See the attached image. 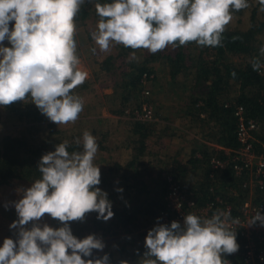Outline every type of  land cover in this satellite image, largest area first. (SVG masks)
Returning <instances> with one entry per match:
<instances>
[{"label": "clouds", "instance_id": "obj_1", "mask_svg": "<svg viewBox=\"0 0 264 264\" xmlns=\"http://www.w3.org/2000/svg\"><path fill=\"white\" fill-rule=\"evenodd\" d=\"M85 0H0V106L30 98L42 114L57 125L75 123L83 111L82 98L74 90L87 79L77 55L76 17ZM264 12V0H258ZM248 0H111L96 3L99 17L90 35L101 52L113 44L151 54L169 45L195 42L201 47L221 46L222 34L233 11L248 8ZM11 24V27H10ZM5 40L10 44L4 46ZM97 51L92 49L93 54ZM264 55V47L260 49ZM264 65L252 62L253 71ZM235 76V72L232 73ZM69 152L68 141L44 154L38 164L40 178L22 189V198L12 204L18 219L10 224L17 239L5 238L0 246V264H110L105 243L95 234L83 239L73 235L70 222L84 221L96 212L98 220L112 218V202L98 185L100 167L94 160L96 138L87 130ZM122 192L123 189H117ZM7 207V205H5ZM45 215L62 226L40 221ZM264 226L257 211L248 222ZM231 213L216 210L210 218L193 213L177 221L158 223L147 232L146 251L138 264H229L224 255L239 250V224ZM31 224V227H27ZM120 264H128L121 260Z\"/></svg>", "mask_w": 264, "mask_h": 264}, {"label": "rangeland", "instance_id": "obj_2", "mask_svg": "<svg viewBox=\"0 0 264 264\" xmlns=\"http://www.w3.org/2000/svg\"><path fill=\"white\" fill-rule=\"evenodd\" d=\"M88 1L85 0L84 4ZM248 4V8L233 11V18L226 29L247 32L252 26L251 18L254 11L258 22L264 19V12L260 11L258 0H248ZM97 22L98 19L94 17L84 22L76 21L77 55L81 61L80 67L87 72L85 82L88 86L82 90L75 89L74 94L82 98L83 111L75 123L67 125L55 123L53 130L61 133V137L66 140H72L74 144L77 138H81L83 132L87 130L96 138L97 144L100 143L94 160L101 172L102 183L98 187L108 194L112 209H127L134 214L137 209L150 210L148 205L156 199L160 200L157 206H161L165 197H161L160 192L164 188V180L169 179L168 169L177 177L175 180L170 179L177 183L186 198L197 201L198 197L193 196L194 192L201 184L207 182L210 183V187L214 185L210 194H208L209 189L207 190V195L215 198L214 191L218 192L216 182L221 172L212 171L208 179L204 177L205 171L201 167L193 170L189 165V161L195 156H192L193 151L198 147L197 143L188 137L190 133L197 130L200 137L207 135L208 138H213L214 129L213 123H201L194 119L197 117L196 113L193 114L194 118L185 117L192 110L191 100L201 98V94L197 86L192 89L194 84L192 76L186 77V74L182 72L175 78L170 77V67L166 57L174 56L178 51L177 48L169 45L156 54H151L145 49H138L135 50L138 59L131 61L128 58L134 50L122 45L113 44L109 52H101L90 35L96 30ZM4 46L10 47L7 40ZM93 48L97 49L95 54L92 52ZM198 50V48L197 50L186 49L184 54L188 56L192 54V57H195L199 55ZM230 60L236 66L244 64L242 58H230ZM133 62H146L152 73L143 76L139 92L127 95L121 88L125 82L121 72H128ZM239 94V86L232 83L228 91L222 94L220 103L225 105L234 103V99ZM145 109L150 110L151 118L140 119V116H144ZM47 123L54 122L48 120ZM137 123H141L144 127L135 133L134 125ZM23 127L24 125L16 119L9 118L0 107V140L6 135L16 136ZM179 129L186 137L178 135ZM47 132L48 130L45 133ZM260 134H263V131ZM173 135L176 137L171 138ZM182 138L185 141H181ZM174 141L178 143L181 141L186 146L188 141L192 143L190 147L176 148ZM75 146L77 151L82 150V146L77 144ZM185 149L187 151H184ZM179 154L182 155L178 156ZM196 157L201 158V155L197 154ZM213 158H218V155H214ZM131 162L133 163L129 166ZM125 175H127V181L122 179ZM232 178L233 181L238 179L233 173ZM140 182L146 186L141 193L138 192V189H142V186H139ZM30 186L31 182L22 180H13L8 185H0V246L5 238L17 239L16 231L9 228L10 224L18 219L12 202L22 198L21 190ZM227 187L236 189L239 196L231 200L232 202L228 201L233 207H237L240 203V192L247 198H263V194L256 190L249 177L242 181H234ZM117 189H123V191L120 192ZM186 212L192 213L190 210ZM97 215L96 212L88 213L84 221L70 222V227L73 235L79 239L89 234H95L101 238L105 248L103 252L93 250V255L103 256L107 253L110 264H120L121 260H126L128 264H138L146 251L144 242L147 232L158 223L170 226L171 222L176 221L172 214L164 215L159 212L151 218V215L146 213L132 221L129 232H118L117 229L109 230L112 218L107 221L98 220ZM40 223H47L53 228L62 226L58 220L47 215ZM27 227L30 228L31 224Z\"/></svg>", "mask_w": 264, "mask_h": 264}, {"label": "trees", "instance_id": "obj_3", "mask_svg": "<svg viewBox=\"0 0 264 264\" xmlns=\"http://www.w3.org/2000/svg\"><path fill=\"white\" fill-rule=\"evenodd\" d=\"M98 2L105 3L111 2V0H89L87 4L81 6L76 21L84 22L93 17L99 19L95 10V4ZM259 7H261L260 4ZM251 21L252 26L247 32L226 29L222 34L221 46L201 47L195 42L184 46L177 44L175 46L178 50L177 53L174 56L166 57L170 67V77L175 78L177 74L183 72L186 77L192 76L194 81L192 89L195 86L199 88L198 91H200L201 98L191 100L192 112L189 111L187 115L194 118L195 113L197 115L200 113L204 114L206 117L203 119V123H213V129L217 130L221 135V139H223L219 140V143L228 149L237 148L234 134L236 125L234 108L236 106L244 107L246 117L251 120L258 121L264 117V76H261L257 71H253L252 68L254 59L259 60L261 65H264V55L260 52V49L264 47V19L258 22L254 11ZM190 48H195L196 50L198 48L199 55L192 57V54L191 56L184 54V51ZM230 58H242L244 64L236 66ZM106 70L108 71V68ZM127 71L121 72L125 79L121 88L127 95L139 92L143 76H148L152 73L146 62H133ZM233 72H235V76L232 75ZM232 83L239 86V96L234 99V103L229 105L220 103L219 99H221L222 94L228 91ZM87 86V83L84 82L76 89L82 90L87 88ZM0 107L9 118L16 119L24 125L16 136L6 135L0 140V185H8L13 180L33 183L36 179H39L38 164L41 157L48 152L55 151V147L59 143L68 141V151H77V146L72 140H66L61 137V133L53 130L56 124H48L47 121L49 119L40 112L30 98L25 101L15 102L7 107ZM143 127L141 123L135 124V133H138V130H142ZM47 130L48 132L45 133ZM98 145L100 146V143ZM216 155L221 160L227 158L223 151H217ZM210 158L211 156L207 151H202L201 158L194 156L193 160L189 161V165L192 166L193 170L201 167L205 171L204 177L209 179L213 171L210 168ZM216 172H221L219 178H216L223 183L228 185L234 182L230 164L222 171ZM168 173L169 178L174 180L177 178L170 169H168ZM122 179L127 181V175ZM139 186H142L141 190L137 186L135 187L141 193L146 186L142 182H140ZM209 188L210 183L207 182L201 184L198 190L194 192L193 196L198 197L199 206H204L206 202L214 200L213 196L207 195ZM261 193L264 198V191ZM160 194L161 197H165V201H163L161 206H157L160 204V200H153L148 205L150 210L140 211L137 209L132 214L127 209H112L114 215L109 230L117 229L118 232H129L132 221L146 213H149L151 218L159 212L164 215L165 213L171 215V211L167 208L166 200L168 194L167 178L164 180V188ZM263 198H258L256 201H260ZM242 199H244V196L240 192V202ZM223 258L229 260V264H245L243 254L239 250L229 257L224 255Z\"/></svg>", "mask_w": 264, "mask_h": 264}, {"label": "built area", "instance_id": "obj_4", "mask_svg": "<svg viewBox=\"0 0 264 264\" xmlns=\"http://www.w3.org/2000/svg\"><path fill=\"white\" fill-rule=\"evenodd\" d=\"M258 73L264 76V67ZM151 114L150 110L145 109V114L140 116V119L142 117L149 119ZM234 117L237 148L229 150L225 160L211 158L210 167L215 172L223 170L227 164H230L235 177L240 181L249 177L256 190L263 192L264 142L260 139V133L264 130V117L258 121L251 120L246 117L242 106L234 108ZM213 186L209 188L208 194L211 193ZM214 192L216 197L213 201L199 206L195 199L186 198L177 183L169 178L167 208L171 211L173 218L181 224H183L184 216L188 214L186 210H190L201 218H210L218 209L230 212L232 218H238L240 221L239 224L231 225V228L236 232L239 251L243 254L245 264H264V226H261L259 222L248 226V222L257 211L264 215V198L256 201V199L244 197L237 207H233L216 190ZM236 193L232 195L235 198L239 197Z\"/></svg>", "mask_w": 264, "mask_h": 264}, {"label": "crops", "instance_id": "obj_5", "mask_svg": "<svg viewBox=\"0 0 264 264\" xmlns=\"http://www.w3.org/2000/svg\"><path fill=\"white\" fill-rule=\"evenodd\" d=\"M204 114H199L197 115V117H195L194 119H196L197 121H200L201 123L203 122V119L204 118ZM185 117H190V116H187L185 115ZM191 118V117H190ZM192 128V126H191ZM199 129V128H197ZM181 129H179V136L180 137H186V135H184V132L180 131ZM190 130V129H189ZM198 131L197 130H194V132L190 133V135L188 137H190V139H193V141H195V143H197V148L193 151V154L192 156L195 155V157L198 155H201L200 151H207L208 154L210 156L212 155H216L217 154V151H223L225 154L228 155V151L231 150V149H228L227 147H223L220 143H219V140H223L221 139V135L219 134V132L217 130H214V135H213V138H208L207 135L203 136V137H200L197 133ZM197 133V136L194 137V135ZM175 135H173L171 138H173ZM176 137V136H175ZM178 137V136H177ZM260 138L261 140L264 142V134H260ZM181 141H185L184 138L181 139ZM178 143L177 141H174L173 144L176 148H180V147H188L192 142L188 141L187 142V145H184L183 142ZM190 147V146H189ZM178 150H181V149H178ZM187 150L189 151L190 149L187 148ZM186 149L184 151H187ZM190 152H192V150H190ZM189 154V153H188ZM182 154H179L178 156H180ZM178 156H175V157H178ZM213 158V156L211 157ZM234 181H240L238 179H235ZM214 183V182H213ZM216 184L218 185V194L226 199V202L228 203L229 200H235V197L232 196L234 195L233 193H236V189H234L233 187H230L228 188L227 187V184L223 183L222 181L218 180L217 179V182ZM237 194V193H236ZM227 195V196H226ZM237 197V196H236Z\"/></svg>", "mask_w": 264, "mask_h": 264}]
</instances>
